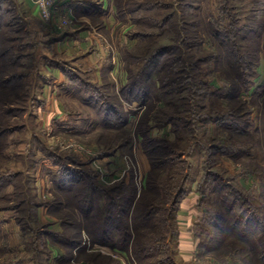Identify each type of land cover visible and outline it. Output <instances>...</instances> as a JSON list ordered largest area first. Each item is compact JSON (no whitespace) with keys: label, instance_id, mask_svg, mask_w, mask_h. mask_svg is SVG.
<instances>
[{"label":"trees","instance_id":"1","mask_svg":"<svg viewBox=\"0 0 264 264\" xmlns=\"http://www.w3.org/2000/svg\"><path fill=\"white\" fill-rule=\"evenodd\" d=\"M210 1L116 0L119 20L132 23L130 38L148 44L144 56L125 50L123 70L127 79L119 91L111 92L107 70L102 84L90 80L79 70L77 58L48 63L49 68L59 69L65 76L61 95L78 101L84 111L74 115L66 106L69 121L56 126L65 130L71 126L81 136L99 130V140L112 135L114 139L104 145L113 151L101 153L106 157L133 147L129 116L122 118L119 111L126 104L137 103L146 114L137 124L135 136L142 137L143 151L151 164L139 193L135 180L103 186L92 169L74 167L72 155L66 157L68 162L50 155L58 171L49 172L55 194L47 201L38 199L24 172L8 166V161L14 160L11 136L27 129L21 122L28 114L30 88L25 83L28 73L17 71L23 68L19 63L23 55L15 50L19 30L0 16V212L17 214L15 220L27 238L30 256L0 264H43L42 257L49 264L50 243L45 238L64 250L67 262L99 263L105 256L104 246L127 256V264H176L173 256L181 257L178 227L176 231L180 204L200 179L216 184L219 194L218 233L210 251L220 253L230 246L245 256L244 264H264V99L259 106V126L254 128L246 121L249 106L241 97L256 84L264 61V0H215L220 20L214 16ZM104 6V1L97 8L86 0L76 14L90 18L94 14L91 9H98L100 16L107 12ZM142 61L136 73L133 65ZM211 64L223 83L217 90L212 89L205 74ZM110 68L109 64L108 71ZM257 96L254 103L259 102ZM155 101L163 104L157 112ZM169 125L176 136L174 141L152 136L154 127ZM211 125L214 132H210ZM219 156H230L256 172L260 195L241 188L239 177L230 171L218 169ZM25 160L21 157L20 161ZM12 203L17 204L8 205ZM40 207L56 216L63 232L51 233L49 225L40 224ZM201 249L200 243L199 257L203 256ZM110 259L113 264H122Z\"/></svg>","mask_w":264,"mask_h":264},{"label":"rangeland","instance_id":"2","mask_svg":"<svg viewBox=\"0 0 264 264\" xmlns=\"http://www.w3.org/2000/svg\"><path fill=\"white\" fill-rule=\"evenodd\" d=\"M84 1L86 0H83V2ZM88 1L97 8L99 2L104 1V7L107 12L99 16V14H97V11H99L98 9H91L94 14L90 18L80 17L76 14L77 20L72 29L75 31L79 29L84 31H87L88 29L90 30L92 33L90 39L91 49L97 54L100 61L111 62V64H113L114 70L112 73H116V66L119 64H121V68L119 67V69L123 70V55L126 49H130L133 54L139 56L147 54L148 44L132 40L129 36L130 31L133 30L131 21L125 19L123 22L119 20L116 0ZM215 4V0L210 1V7L212 8L214 16L217 20H220ZM0 5V16H5L6 23L11 25L10 27L12 29H15L16 31L19 30L17 34H15L16 37H20V41L18 40V42H16L15 50H18V53L20 52V55H23V59L19 62L20 65H23V68H19L17 71L20 73H28L29 76L25 83H27L28 88H30V96H28L26 100V108L29 109L27 112L28 114L25 116V121L21 122L27 126V129L11 136L10 138V141L12 142L10 155L11 159L14 160L8 161L9 168L12 171L24 172L26 175L25 177L30 180V185L32 184L31 186H34L38 199L42 201L50 200L55 194L53 192L54 189H52L50 180L51 175H49V172L52 171L57 173L58 166L54 165V160L50 155H57L59 159L62 158V160L65 161H67V156L72 155V162L75 163L74 167H79L78 169L83 171L87 168L92 169L98 178V182L103 186L109 187L122 180L129 184L132 180H135L140 193L146 184L147 174L150 170L151 163H149V160L143 151L142 137L137 138L135 136V128L141 121L143 115L146 114V109L143 108L140 110L137 103H134L132 105L126 104L119 111V116L122 118L129 116L128 128L130 131L129 134L134 138V143L132 144L133 147H131V149L129 147L127 149L117 150L115 153L106 157L101 156V153L104 151L108 153L113 151L112 148H110L111 146L104 145V143H108V141L114 139L112 135L106 136L105 140H99L101 134L99 130L81 136L76 134V130L70 129L73 128L71 126H68L70 127L68 130L62 129L61 126H56V123H65L69 121L68 113L70 112L66 109L67 107L74 112V115L79 113L84 114L83 108L78 101H73L70 97L67 99L65 95H61L62 85L55 91V80L50 78V72L47 69L48 63H50L51 60L62 62L69 61L68 59L74 57H66L64 55H61L60 57V55L55 54L53 50L46 51L44 47L42 48L41 46H38V43H40L38 42V39L45 42L46 40L50 41L53 37L58 38L59 36L51 34L41 18L35 19L30 16L27 8H25L24 0H2ZM6 11H9V13H6ZM207 47H210V43H207ZM76 63L81 72L86 74V76H89L88 78H90V80L96 82L94 80L96 79L94 78L95 73L91 68L83 64L81 61ZM142 66L143 61L139 64L133 65V70L137 73ZM123 73H125L124 70ZM219 73L220 72L216 70L214 64H211V66H208L205 69V74L207 75L206 78L210 82L212 89L217 90L223 85ZM107 78L106 82L110 83V87L112 88H110L111 92L114 90L119 91L123 83L122 80L118 78V74ZM255 83L256 84H254L249 91L243 92L241 96L243 101H246L249 106L246 121L252 123L254 128L259 126L261 120V110L259 106H262L261 104L264 99V61L259 69V75ZM22 93L23 91L20 90V95ZM257 94L260 96L259 102L254 103L258 98ZM2 97L6 99L5 96ZM52 97L58 99L59 104L61 105H59V109L64 114V117L61 119L62 121L52 122L46 125L43 122L45 119L43 120L42 117H46L47 114L52 113V109L49 110V106L52 105ZM112 100L115 99L113 98L111 101ZM162 105L161 102L155 101V111L157 112L159 110L158 108ZM79 127L81 126L79 125ZM153 129L158 131L156 136L152 135L153 137H165L170 141H174L176 138L175 133L172 132V126L170 125L162 130L157 127H154ZM81 130L83 129L81 128ZM214 130L215 126L211 125L210 132H214ZM21 157L26 160L23 162L20 161ZM218 159V169L224 168L225 170L230 171V175L239 177L238 183H240L241 188L248 191L253 190L257 197L260 195V178L256 172H252L245 167L246 165L243 163L240 164V162H235L230 156H219ZM212 172L216 173L215 169L212 170ZM206 182V180L200 179L197 185L195 184L194 186V190H197L199 194L201 190L202 195L200 194V196L205 208V217L198 229L199 243L202 244L201 251L203 252V256L199 257L198 251H196L194 253L193 262L185 261L182 257H176L175 255L173 256V261L176 264H202L204 259L212 258L217 264H244L246 262L245 256L239 254V252L233 250L230 246L221 250L220 253L210 251L211 249H209L210 247L213 248V246H215V244L212 245L211 242L215 235H217L216 233H218L215 224L218 223L217 203L219 200V194L215 187L216 184H213L210 181ZM198 187L201 189L198 190ZM9 191H12V189H9ZM34 194L35 192L33 195ZM16 204L17 203H12L8 205L11 206ZM47 211L46 207H40L38 214L40 224L49 225L48 231L51 233L63 232L58 220L54 218L56 216H50ZM16 215L17 214L13 211L5 212L4 210L0 212V225H2V242L0 245V248H2V254H0V262L2 263L21 261L26 259V257H30L28 256L29 254H27L29 247L25 244L27 238L24 236L23 230L15 220ZM177 224L178 223H176V225ZM177 227L178 226H176V231ZM174 238V241H176L177 235ZM28 239L30 240V238ZM45 240L50 243L48 244L51 251L49 264H83L77 261L67 262L65 260L66 255L64 250L57 244L53 243L52 240L48 238H45ZM174 241L170 242L171 251L175 250ZM102 252L105 253L104 258H99V263L91 264L115 263H112L111 261L109 262V257L115 261H120L122 264L128 263L127 256L118 254L110 248H104L103 246ZM33 255L35 256L36 253ZM42 261L43 264H45L46 260L44 257H42ZM23 264L30 263L25 262Z\"/></svg>","mask_w":264,"mask_h":264},{"label":"crops","instance_id":"3","mask_svg":"<svg viewBox=\"0 0 264 264\" xmlns=\"http://www.w3.org/2000/svg\"><path fill=\"white\" fill-rule=\"evenodd\" d=\"M25 8H27L28 13L35 19H39V8L32 0H24ZM84 17V16H83ZM75 33V34H72ZM92 33L88 29L87 31L79 29L75 31L71 29L68 31L65 39H58L53 37L50 41H41L38 39V46L44 47L46 51L53 50L55 54L64 55L66 57H74L80 59L83 64L87 65L94 71V79L98 84L103 82V74L106 72L107 77H113L115 74H118V78L122 80L124 84L126 81V73H123V70L119 69L121 64L116 66V73H112L114 70L113 64L111 62H103L100 61L97 54L91 49L90 39ZM46 38V37H45ZM65 42V43H64ZM99 60H98V59ZM108 64L111 65L110 70L108 71ZM121 68V67H120ZM50 72V78L55 80V91L59 88L65 81V76L59 69L48 68ZM113 75V76H111ZM117 76V75H116ZM54 91V90H53ZM59 101L52 97V105L49 106V110L52 109L51 114H47L46 117L43 116V120L45 119L44 124L59 122L62 121L64 114L59 109ZM61 106V105H60ZM58 109H57V108ZM62 108V107H61ZM162 130V129H160ZM155 132V133H154ZM158 131H152V135L156 136ZM159 136V135H157ZM205 217V208L202 204V198L197 190H194L185 199L182 200L177 216L178 229H179V240H178V248L180 256L189 262H193L194 253L198 251L199 247V236L198 229L202 224V221Z\"/></svg>","mask_w":264,"mask_h":264},{"label":"built area","instance_id":"4","mask_svg":"<svg viewBox=\"0 0 264 264\" xmlns=\"http://www.w3.org/2000/svg\"><path fill=\"white\" fill-rule=\"evenodd\" d=\"M32 1L40 9L39 16L46 28L51 34L59 36V39H65V35H67V32L70 29L74 28L75 22L77 20L76 9L83 3V0ZM202 262V264H217L216 261L212 258H206Z\"/></svg>","mask_w":264,"mask_h":264}]
</instances>
